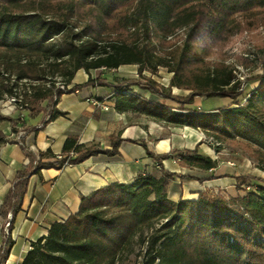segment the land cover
<instances>
[{
    "label": "trees",
    "instance_id": "obj_1",
    "mask_svg": "<svg viewBox=\"0 0 264 264\" xmlns=\"http://www.w3.org/2000/svg\"><path fill=\"white\" fill-rule=\"evenodd\" d=\"M258 27H264V0H0V100L16 99L31 119L42 115L39 127L0 115V123H8L15 136L0 131V146L17 144L27 159L2 199V230L10 232L31 177L99 154L118 155L119 132L110 137L111 151L79 144L71 136L59 155L26 145L30 134L64 115L56 108L61 96L83 87L111 88L108 100L116 112L196 130L219 145L216 152L223 145L239 146L264 172V84L240 100L244 84L264 79V46L257 47L262 59L250 53L253 59L238 60L249 72L262 70L253 77L248 73L241 79L231 65L210 59L234 37ZM179 32L177 45L172 40ZM124 65L137 66L138 78L116 83L89 78L68 91L55 85L69 86L78 70ZM159 69L171 74L167 87L143 75L155 76ZM133 86L177 108L146 100ZM172 88L189 93L182 98ZM197 97L228 98L231 104L202 113L191 108ZM201 143L176 156L146 150L159 166L158 180L140 174L130 183H113L81 197L78 211L31 243L21 264H122L134 252L135 239L144 251L141 264H264V179L236 176L235 190L242 193L237 196L202 191L195 201L168 198L172 181L192 178L164 170L161 161L175 157L180 166L201 171L217 167L199 152ZM146 231L151 232L144 236ZM11 245L5 235L0 264Z\"/></svg>",
    "mask_w": 264,
    "mask_h": 264
},
{
    "label": "crops",
    "instance_id": "obj_2",
    "mask_svg": "<svg viewBox=\"0 0 264 264\" xmlns=\"http://www.w3.org/2000/svg\"><path fill=\"white\" fill-rule=\"evenodd\" d=\"M127 67L133 69H125ZM127 72L137 74V66L124 65L109 71L78 70L69 87L98 77L110 83L121 82L128 79L125 75L129 74ZM158 74L159 72L156 75ZM170 78L171 75L167 73V84H162L163 87L168 86ZM254 89L256 88L253 87L252 90ZM132 91L146 100L163 103L173 110L177 108L176 103L170 100L162 102L147 91L135 87H132ZM112 93L111 88L88 86L63 94L56 108L64 115L26 138V145L32 151L50 150L55 155L61 153L66 138L70 136L75 137L79 144H95L105 151L112 150V135L119 132L122 141L117 148L118 155L99 154L77 165L44 169L40 177L30 178L21 209L14 218L10 232L2 230L5 223L0 217V247L5 235L12 241L5 264H21L31 243L45 236L53 223L62 222L78 211L81 197H87L97 189L113 183H130L140 174H149L158 180L161 177L159 166L147 155L146 150L158 156H176L177 153L192 150L201 141L202 135L196 130L169 127L143 115L116 112L114 103L108 100ZM188 93L172 88V94L182 98ZM202 100L201 97L195 98L191 108L206 113L231 104L230 99L219 98L221 103L218 107L208 108ZM28 120L27 125L39 127L42 115ZM0 131L5 136L12 137L8 123H0ZM26 163L27 159L19 145L0 146V207L16 171ZM161 166L166 171L192 178L185 181L175 179L171 182L168 198L174 202L195 201L202 191L226 194L229 188L235 189V177L238 175L234 170L220 171V167L211 171L182 167L175 157L161 161Z\"/></svg>",
    "mask_w": 264,
    "mask_h": 264
},
{
    "label": "rangeland",
    "instance_id": "obj_3",
    "mask_svg": "<svg viewBox=\"0 0 264 264\" xmlns=\"http://www.w3.org/2000/svg\"><path fill=\"white\" fill-rule=\"evenodd\" d=\"M181 39H182V33L179 32L173 38L172 41L175 42L177 45H180L182 41ZM54 41H56V39ZM259 46H264V27H258L257 29L252 31H244L242 34L234 37L233 40L228 44V46L223 50L221 54L212 56L210 59H215L218 61L222 60L225 62V64L231 65L235 69L236 75L238 77H241V79L246 77L248 73H250L249 75H247L248 77H253L255 75L260 74L262 70L249 72L239 65L238 60L244 57H248V59L251 60V58L252 59L254 58V56L252 55H255V57L257 56L258 60L262 59L263 58L262 54L260 52H257V47ZM32 61H37V60L36 58H33ZM263 65H264V60H263ZM125 69L131 70L133 68L127 67ZM125 75L127 76L128 79L138 78L136 73L133 74L129 73ZM143 75L146 77H151L147 72H144ZM129 77H133V78H129ZM166 77H167L166 70L159 69V74L153 76V78L151 79L154 80L160 86H163L167 84ZM53 81H61V79L59 77H55L53 78ZM139 81L141 80L139 79ZM48 82L49 81L46 80L45 83L47 84ZM262 84H264V79L260 81H251L249 83L244 84L242 87V96L240 100L242 101L244 97L250 94L253 87L258 88ZM133 87L140 90V88L137 86H133ZM202 101L204 104L208 106V108L218 107L221 103L219 98H210V99L203 98ZM0 115L4 117H11L13 119H23L24 121L31 119L28 116V111L22 110L21 108L17 107L16 99L11 97H4L3 99L0 100ZM201 137H202L201 138L202 143L200 144L201 147L199 148V152L205 156L210 157L213 161H216L217 167H220L221 169L220 171L227 172L234 170V173L238 175H254L256 177H260L264 179V172H261L259 169L253 166L251 160H249L247 157V153L241 147L236 145H228V146L223 145L221 151L216 152V148H217L216 146L219 145L215 144L214 141L209 137H205L204 135H202ZM235 184H236V180H235ZM239 194L242 193L237 192L235 189L229 188L225 196L230 197L231 195L237 196ZM150 232L146 231L144 233V236L149 235ZM138 243L139 240L135 239L134 247H133L134 252L126 257H123L122 264H141L142 254L144 253V251L142 249L143 247L140 246Z\"/></svg>",
    "mask_w": 264,
    "mask_h": 264
},
{
    "label": "built area",
    "instance_id": "obj_4",
    "mask_svg": "<svg viewBox=\"0 0 264 264\" xmlns=\"http://www.w3.org/2000/svg\"><path fill=\"white\" fill-rule=\"evenodd\" d=\"M55 85L61 91H68L70 89L69 86H65V85L61 84L60 82H57ZM198 110L200 111V109H198ZM12 137L14 138L15 136H12ZM8 220H10V214L8 216ZM6 227H8V222L6 223Z\"/></svg>",
    "mask_w": 264,
    "mask_h": 264
}]
</instances>
